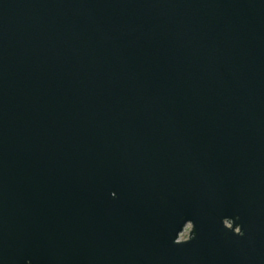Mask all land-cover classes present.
Instances as JSON below:
<instances>
[{"label": "water", "instance_id": "water-1", "mask_svg": "<svg viewBox=\"0 0 264 264\" xmlns=\"http://www.w3.org/2000/svg\"><path fill=\"white\" fill-rule=\"evenodd\" d=\"M0 264H264V0H0Z\"/></svg>", "mask_w": 264, "mask_h": 264}]
</instances>
